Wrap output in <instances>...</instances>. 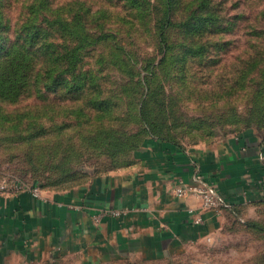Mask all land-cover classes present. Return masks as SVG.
<instances>
[{"label": "rangeland", "instance_id": "1", "mask_svg": "<svg viewBox=\"0 0 264 264\" xmlns=\"http://www.w3.org/2000/svg\"><path fill=\"white\" fill-rule=\"evenodd\" d=\"M150 1L141 17L123 0H0V64L10 54L31 63L27 86L15 98L0 95V181L65 190L70 174L82 183L127 167L153 135L185 146L242 133L264 138V0H223L216 26L177 21L166 41L158 0ZM61 11L68 39L51 29ZM59 57L68 58V91L54 92L43 76ZM231 216L214 240L178 259L138 264H264V231L255 226L264 217Z\"/></svg>", "mask_w": 264, "mask_h": 264}, {"label": "crops", "instance_id": "2", "mask_svg": "<svg viewBox=\"0 0 264 264\" xmlns=\"http://www.w3.org/2000/svg\"><path fill=\"white\" fill-rule=\"evenodd\" d=\"M196 173L237 207L240 219L263 220L260 135L195 146L149 137L127 167L92 173L65 190L47 189L45 200L27 192L0 193V264H42L58 257L76 264L176 260L214 240L228 215L237 219L227 211L204 210L196 196L175 195L180 181L195 183Z\"/></svg>", "mask_w": 264, "mask_h": 264}, {"label": "trees", "instance_id": "3", "mask_svg": "<svg viewBox=\"0 0 264 264\" xmlns=\"http://www.w3.org/2000/svg\"><path fill=\"white\" fill-rule=\"evenodd\" d=\"M123 1L125 2L128 9L132 10L131 12L133 13V15H138L141 17L150 15V8H152V5L150 6V0ZM157 2L158 3H156V5L153 4V10L154 13H156L157 11L159 12L160 9V15L159 17H156V27L158 28V24L162 23L159 26L158 33H161L160 38H162L163 41L167 40V30H169L171 27L176 26L175 23L177 21H179L181 24L185 22L187 26H193V22L202 20L205 27L210 26L213 28L217 25V22H219V18L224 16L225 11L223 0H163V3L165 5L164 10L159 7L162 2L160 0H158ZM43 3V1H40V4L43 5ZM176 10H178L179 12L178 15L176 14ZM66 14L67 13H65L64 11L56 12L55 16H53V22L51 24V29L53 30V32L59 38L64 39H68V15ZM135 19L138 20V17L136 16ZM49 59L46 62H48ZM30 64L31 63L29 61H24L22 63L19 62L17 58H13L12 54H10V57L7 61L0 64V95H4L7 98H15L18 93L27 86L29 80L27 78L26 71L30 68ZM52 65L54 67L51 69V73L44 75L43 81L45 82L50 76L51 81L48 83V86L53 88L54 92H57L60 88L63 87L68 91V58L61 59V57H59L56 60L54 59L52 61ZM152 137L180 145L179 143L171 139L162 138L155 135H153ZM124 145L125 143H121L119 146L120 148H122ZM126 147L127 144L125 146V149ZM132 162L133 160H131L128 164L126 163V165H130ZM82 179L78 175V173H74L73 175H68V181H64L63 183H73L72 185H70V187H72L81 183ZM36 184L41 185L43 188L45 187V185L42 183L36 182ZM228 212L236 215V217L239 219L241 218V215L236 206L233 207V210ZM257 222L258 223L255 224L256 229L259 231H264V223H261L259 221Z\"/></svg>", "mask_w": 264, "mask_h": 264}, {"label": "built area", "instance_id": "4", "mask_svg": "<svg viewBox=\"0 0 264 264\" xmlns=\"http://www.w3.org/2000/svg\"><path fill=\"white\" fill-rule=\"evenodd\" d=\"M194 182L188 184L180 181L174 189L175 195L178 197L196 196L201 200L204 210H212L218 214L233 210L235 205L219 193L213 183L204 180L197 173L195 174ZM22 192H27L36 199H47L46 189L36 183L27 182L19 178H4L0 181V193L3 195L13 196ZM114 214L119 213L114 211ZM195 221L200 222L202 218L197 217Z\"/></svg>", "mask_w": 264, "mask_h": 264}]
</instances>
